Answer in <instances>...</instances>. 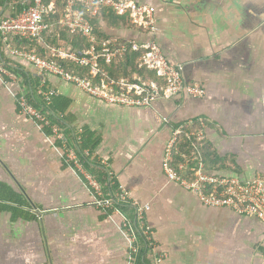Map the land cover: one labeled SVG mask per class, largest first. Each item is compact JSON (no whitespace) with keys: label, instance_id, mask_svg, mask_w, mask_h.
<instances>
[{"label":"crops","instance_id":"0c3cea01","mask_svg":"<svg viewBox=\"0 0 264 264\" xmlns=\"http://www.w3.org/2000/svg\"><path fill=\"white\" fill-rule=\"evenodd\" d=\"M29 1L4 0L0 18ZM135 1L154 7L156 34L104 25L105 33L154 38L204 95L158 98L151 107L109 104L57 76L40 75L0 42V61L17 77L0 74V182L27 201L0 208V264H131L133 233L125 231L123 215L96 208L91 187L66 160L61 141L19 111L17 94L37 86L69 99L66 113L77 132L87 128L97 138L91 161L132 199L149 204L145 219L157 264H264V222L203 205L161 169L174 125L202 118L205 141L221 158L213 166L220 170L207 171L240 179L264 175V0ZM145 251L153 264V253Z\"/></svg>","mask_w":264,"mask_h":264},{"label":"built area","instance_id":"2783aa9c","mask_svg":"<svg viewBox=\"0 0 264 264\" xmlns=\"http://www.w3.org/2000/svg\"><path fill=\"white\" fill-rule=\"evenodd\" d=\"M101 8H108L117 15H127L130 23L144 33L154 35L157 32L154 7L147 3L135 0H59L57 4V0H30L29 5L19 13L0 18V42L5 45L10 57L26 61L40 75L57 76L74 84L90 96L109 104L151 107L158 98L169 99L178 96L201 98L204 95V89L200 84L186 81L180 67L170 64L154 38L138 41L109 37L97 41L91 17L96 16ZM59 10V26L66 28L70 33H79L87 39L90 46L78 52L60 44L49 49V57H43L37 51L35 44L42 41L43 33L50 26L46 17L57 15ZM10 37L26 40L33 46L25 48L11 44L8 41ZM129 50L140 53L137 67L154 71L160 79L159 82L147 81L135 74L131 79L110 78L107 81L100 80L99 83H94L65 70L57 61L58 59L66 60L85 66L95 77L100 72L99 59L110 63L115 58L123 57ZM0 74L11 80L17 79L13 71L6 68L2 61H0ZM36 94L49 103L56 92L54 89L44 90L42 86H39L36 88ZM16 103L23 115L50 128L55 139L61 141L66 160L82 174L95 197H98L95 206L110 207L111 200L101 198V184L93 174L85 171L75 148L68 145L61 127L51 122L44 113L33 106L22 91L17 94ZM182 132V125L176 127L165 143L161 169L166 178L195 194L205 206L228 207L239 214L252 216L264 222V175L258 174L247 179H240L237 176L209 172L202 158L196 155L192 157V163L189 161L173 163L172 151ZM193 133L187 134V137L190 138ZM194 138L196 142L202 143L205 140L204 128L195 131ZM83 154L88 156L89 150H84ZM118 189L120 191L117 196L123 201L131 202L135 219L141 226L146 248L154 255L153 264H157L160 257L156 253L152 229L145 219V212L150 208L149 204H140L132 199L120 184ZM129 241L130 253L136 254L139 250L137 238L134 235L129 236ZM261 255L264 260V242Z\"/></svg>","mask_w":264,"mask_h":264},{"label":"trees","instance_id":"16d2710c","mask_svg":"<svg viewBox=\"0 0 264 264\" xmlns=\"http://www.w3.org/2000/svg\"><path fill=\"white\" fill-rule=\"evenodd\" d=\"M3 1L4 0H0V3H3ZM58 3L59 0H57V4ZM28 5L29 2L28 4H18L13 15L19 13ZM59 17L60 10L57 15H50L46 17V20L49 22L50 26L43 33L42 42L35 44L37 51L43 57H49V49L52 46H58L60 44H63L64 46L74 49L78 52L90 46L87 39L81 36L79 33H70L66 28L60 27L58 24ZM91 23L93 25V32L97 38V41L110 37L107 33H105L104 25L112 29H137L130 23L127 15L114 14L108 8H101L96 16L91 17ZM8 41L11 43L15 42L19 47L30 48L33 46L32 43L18 37H10ZM139 56V52L129 50L123 57L115 58L110 63H105L103 59H99L100 72L95 77L91 75L89 69L85 66H79L66 60L58 59L57 61L63 66L65 70L77 74L85 79H89L94 83H99L100 80L107 81L110 78L116 79L125 77L131 79L135 74L144 80L159 82L160 79L156 76L154 71L137 67ZM8 69L16 72V70L12 69L11 67ZM42 88L44 90L48 89L47 87ZM22 92L33 106L37 107L42 113H44L51 122H54L61 127V129L64 131L67 142L69 145H72L75 148L83 167L86 170H89L101 184V198H109L111 200V206L96 208L103 210L106 213H111L112 210H117L121 216L123 215L125 221V231L129 229V232L131 231L133 233V235L137 238V243L139 246V250L136 254L129 253L130 263L149 264L145 251L147 245L142 235V231L138 229L137 222L139 223V221L135 219L134 208L130 201H123L117 195H115V187L117 188V193L120 191L118 189V184L108 178L104 166L96 161H91L90 155L96 147L97 138L94 137V133L89 131L87 128H82L79 130V133L77 132L76 128L72 125L73 119L68 113H66L70 102L69 99L55 94L51 97L50 102L46 103V101H44L41 97L37 96L36 90L29 91L27 88H25L22 90ZM202 121V118H194L192 122H183L174 125V129L182 125L183 132L179 135L172 151L173 163L185 161L192 163V157L194 155H196L198 158H202L205 167L216 166L214 161L218 162L221 160L215 151H212L208 142L204 140L202 143H198L194 138L195 131L204 128ZM36 123L39 124L37 121ZM39 125L46 134L52 135L50 128L46 127L45 125ZM192 132H194L193 135L188 138L187 134ZM86 149L89 150L88 156L83 154V151ZM223 161H225V158ZM213 168L220 170L219 167ZM190 175L192 176V174ZM94 198L95 201L98 199V197L95 196ZM26 204L27 201L20 194L14 192L7 184L0 182V208L12 209V207L18 208ZM27 216L34 217V215L30 214H27Z\"/></svg>","mask_w":264,"mask_h":264},{"label":"clouds","instance_id":"9594fccd","mask_svg":"<svg viewBox=\"0 0 264 264\" xmlns=\"http://www.w3.org/2000/svg\"><path fill=\"white\" fill-rule=\"evenodd\" d=\"M173 130H174V129H173ZM173 130H172V131H173ZM130 236H131V235H130Z\"/></svg>","mask_w":264,"mask_h":264}]
</instances>
